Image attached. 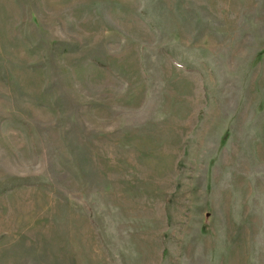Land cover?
<instances>
[{
  "label": "rangeland",
  "instance_id": "rangeland-1",
  "mask_svg": "<svg viewBox=\"0 0 264 264\" xmlns=\"http://www.w3.org/2000/svg\"><path fill=\"white\" fill-rule=\"evenodd\" d=\"M0 264H264V0H0Z\"/></svg>",
  "mask_w": 264,
  "mask_h": 264
}]
</instances>
